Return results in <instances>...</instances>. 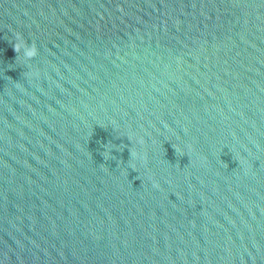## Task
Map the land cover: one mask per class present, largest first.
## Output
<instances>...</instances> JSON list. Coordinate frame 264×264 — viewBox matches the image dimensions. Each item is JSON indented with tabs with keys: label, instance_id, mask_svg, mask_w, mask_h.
<instances>
[{
	"label": "water",
	"instance_id": "1",
	"mask_svg": "<svg viewBox=\"0 0 264 264\" xmlns=\"http://www.w3.org/2000/svg\"><path fill=\"white\" fill-rule=\"evenodd\" d=\"M0 264H264V0H0Z\"/></svg>",
	"mask_w": 264,
	"mask_h": 264
}]
</instances>
